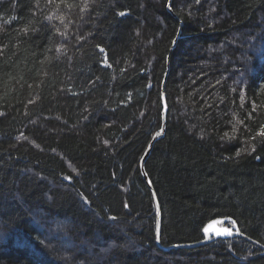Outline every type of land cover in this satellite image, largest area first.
Masks as SVG:
<instances>
[{"label": "trees", "instance_id": "trees-1", "mask_svg": "<svg viewBox=\"0 0 264 264\" xmlns=\"http://www.w3.org/2000/svg\"><path fill=\"white\" fill-rule=\"evenodd\" d=\"M262 126L264 0H0V264H264L163 250L264 247Z\"/></svg>", "mask_w": 264, "mask_h": 264}, {"label": "water", "instance_id": "water-1", "mask_svg": "<svg viewBox=\"0 0 264 264\" xmlns=\"http://www.w3.org/2000/svg\"><path fill=\"white\" fill-rule=\"evenodd\" d=\"M162 104H163V112H162V128L159 132H161V135L159 137H157L155 140L152 138L144 156L143 159H141L140 161V171L141 174L143 176V179L145 181V183L150 187L151 189V185L150 182L147 178V176L144 173V164L145 161L147 159V156L150 152V149L152 148L154 142L156 140H158L159 138H161L163 136L164 133V121H165V110H166V105H165V99H164V95H162ZM155 207H156V215H157V226H156V241H157V245L159 244V236H160V212H159V207H158V203L155 199ZM224 229H230L232 231V235L231 236H226V235H216V233H223ZM238 233V234H237ZM202 234H203V241L199 242V243H195V244H187V245H174L171 247H167V248H163L164 251H168L170 249H175V248H193V247H197L200 245H204V244H208L211 242H214L215 240H226V239H234V238H239L241 240L247 241L249 243H251L252 245L259 247L260 249H262L264 251V247L259 245L258 243L254 242L253 240L249 239L248 237H246L245 235H243L237 225L234 223L233 220L231 219H215L212 220L210 222H208L203 230H202Z\"/></svg>", "mask_w": 264, "mask_h": 264}, {"label": "snow or ice", "instance_id": "snow-or-ice-1", "mask_svg": "<svg viewBox=\"0 0 264 264\" xmlns=\"http://www.w3.org/2000/svg\"><path fill=\"white\" fill-rule=\"evenodd\" d=\"M119 15H120V16H124V15H126V13H124V12H120ZM57 51H60V49H57ZM98 51L101 52V53H103L105 50H104L102 47H99V46H98ZM102 66H109V65L107 64V61H106V60H105L104 65H102ZM160 135H161V132H156L155 135L153 136V139L155 140V139H156L157 137H159ZM225 135H227V134H225ZM257 135H258V136H264V126H262V127L260 128V130L257 132ZM233 138H234V137H233ZM253 139H255V137H253ZM253 150H254V149H253ZM239 155H240V153L237 152V156H239ZM142 159H143V158H142ZM65 179L71 180L70 177H65ZM84 203L87 204V203H89V201L85 198V199H84ZM125 207H128V205L125 204ZM109 219L115 220L116 217H114V216H110ZM232 234H233V233H232V231H231L230 229H224L223 233H216V235H218V236H219V235L231 236ZM237 234H238V233H237Z\"/></svg>", "mask_w": 264, "mask_h": 264}]
</instances>
